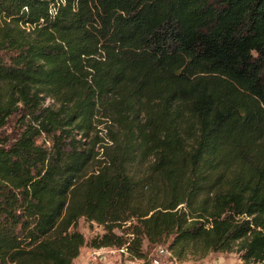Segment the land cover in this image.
Here are the masks:
<instances>
[{"label":"trees","instance_id":"16d2710c","mask_svg":"<svg viewBox=\"0 0 264 264\" xmlns=\"http://www.w3.org/2000/svg\"><path fill=\"white\" fill-rule=\"evenodd\" d=\"M13 119L0 264H74L81 218L130 259L264 264V0H0Z\"/></svg>","mask_w":264,"mask_h":264},{"label":"rangeland","instance_id":"374dc122","mask_svg":"<svg viewBox=\"0 0 264 264\" xmlns=\"http://www.w3.org/2000/svg\"><path fill=\"white\" fill-rule=\"evenodd\" d=\"M18 128V122L13 119L0 130V136L3 135H13L16 133ZM98 128L102 129L103 125H100ZM103 134L105 132L103 131ZM78 230L83 233L85 236L86 244L82 247L79 257L74 261V264H92L90 258L95 250V248L90 247L87 242L96 236L97 234H102L104 227L98 225L97 223H91L90 221L81 218L78 224ZM116 232L120 233V229H116ZM165 244H148L147 242L144 245L146 251V258L140 259L138 264H244L240 259V255L237 251V248L230 252H210L204 257H200L198 254L186 253L183 256L179 257L175 255L170 249L171 254H161L158 251V246ZM99 256L95 261L96 264H130V257L125 254H122L115 247H103L98 249Z\"/></svg>","mask_w":264,"mask_h":264},{"label":"built area","instance_id":"2783aa9c","mask_svg":"<svg viewBox=\"0 0 264 264\" xmlns=\"http://www.w3.org/2000/svg\"><path fill=\"white\" fill-rule=\"evenodd\" d=\"M121 253H124L125 255L128 256V253L126 251V248L125 247H122L120 249H118ZM158 251L161 253V254H171L169 249L166 247V246H163V245H160L158 246ZM99 256V250L98 249H95L91 258H90V261L92 262V264H96L95 261L97 260V257ZM140 261V259H131L130 261V264H138V262ZM171 264H177V263H171Z\"/></svg>","mask_w":264,"mask_h":264}]
</instances>
